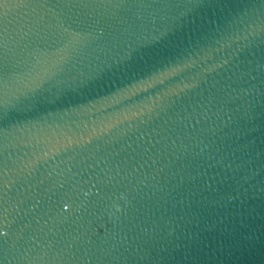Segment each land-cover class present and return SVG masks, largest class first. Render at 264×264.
<instances>
[{"label": "water", "instance_id": "obj_1", "mask_svg": "<svg viewBox=\"0 0 264 264\" xmlns=\"http://www.w3.org/2000/svg\"><path fill=\"white\" fill-rule=\"evenodd\" d=\"M262 18L5 0L0 264H264V33L243 38ZM165 51L175 73L136 90L129 69Z\"/></svg>", "mask_w": 264, "mask_h": 264}, {"label": "snow or ice", "instance_id": "obj_2", "mask_svg": "<svg viewBox=\"0 0 264 264\" xmlns=\"http://www.w3.org/2000/svg\"><path fill=\"white\" fill-rule=\"evenodd\" d=\"M228 0H225L227 3ZM5 0H0V5H3ZM257 33H264V18H262L257 24L256 21H252L248 25L247 34L243 37L244 39H249V36H255ZM163 39V36L161 37ZM184 43L183 40L178 41L176 47H180ZM191 44L193 49H197L200 41H196L192 44L191 40L188 41ZM169 55L167 51L157 54V56H149L147 59H144L143 64L137 66L135 69H129V71H135L138 73L139 78L134 80L136 81L133 87L136 90L147 89L152 87V85L158 81L171 76L177 70V65L174 63H165L164 58ZM34 106H39V100L36 99L33 101ZM5 113L2 108H0V119L5 117Z\"/></svg>", "mask_w": 264, "mask_h": 264}]
</instances>
